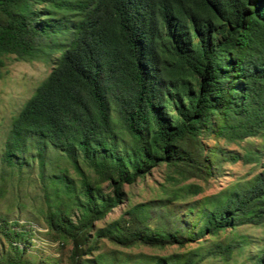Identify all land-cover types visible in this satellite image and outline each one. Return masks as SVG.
Instances as JSON below:
<instances>
[{"label":"trees","instance_id":"obj_1","mask_svg":"<svg viewBox=\"0 0 264 264\" xmlns=\"http://www.w3.org/2000/svg\"><path fill=\"white\" fill-rule=\"evenodd\" d=\"M3 55L53 64L12 117L2 159L17 171L33 158L41 167L49 146L70 162L77 188L65 168L44 184L54 188V202L45 197L47 232L71 242L69 264H112L101 253L87 257L96 247L89 239L127 248L184 247L204 235L264 224L262 161L251 180L202 203L196 234L150 228L139 203L89 235L123 201L127 185L160 162L179 175H168L173 185L206 180L216 152L203 153V134L226 143L264 138V0H0V77ZM230 159L260 162L251 150ZM201 191L191 182L168 195L178 200ZM62 192L65 201L56 199ZM0 234L8 245L0 264H50L24 257L34 234L29 222L2 216ZM245 244V238L219 240L205 251L157 256L150 264L231 260ZM252 260L264 264V244Z\"/></svg>","mask_w":264,"mask_h":264},{"label":"rangeland","instance_id":"obj_2","mask_svg":"<svg viewBox=\"0 0 264 264\" xmlns=\"http://www.w3.org/2000/svg\"><path fill=\"white\" fill-rule=\"evenodd\" d=\"M2 58L5 64L0 77V217L3 216L10 222L17 220L20 223L29 222L33 225L34 234L31 235L32 241L28 245L25 258L34 261L43 259L50 264H69L71 242L61 243L54 240L47 232L44 221L45 197L49 195L54 202L50 196L54 188L49 186L46 188L44 184H49L53 174L65 168L64 173H67V177L72 179L74 187L77 188L79 177L70 162L65 161L61 152L49 146L45 151L46 163L41 167L37 158H33L17 171L2 159L5 136L12 117L47 76L53 64L42 59L22 60L14 55H3ZM201 139L204 146L203 153H206L208 148L216 152L215 157L211 158L213 173L207 176L206 180L191 177L173 185L167 178L168 175L175 178L179 175L175 171L171 172L170 168L160 162L141 180L131 186L127 185L128 194L124 195L123 201L113 207L103 219L95 222L89 235L92 236L98 229L113 224L120 216L125 217L126 210L139 203L146 207L145 222L150 228L159 226L170 231L178 228L187 229L192 234H196L202 224L201 211L204 208L202 203L234 183L251 180L261 170V162L264 161V138L260 136L249 137L237 143H226L213 134H203ZM245 150L259 154L260 162L245 163L240 159L235 161L230 159L231 153L242 155ZM81 164L91 178L96 176L92 169L84 163ZM191 182L202 185L199 194L188 195L178 200L169 199L170 191ZM106 185V182H102L100 187L106 191ZM56 199L65 201V193H58ZM72 219L74 220V215ZM243 238L246 240L245 246L240 252L235 249L231 260H224L220 256H208L197 264H252V257L264 244V224H246L233 230L227 229L219 235H204L184 247L170 245L157 248L138 244L127 248L115 245L107 239H89L88 245L94 244L96 247L87 257L93 258L101 253L112 264H150L157 256L191 253L194 249L198 250L195 253H199L209 249L216 241L226 242L231 239L239 241ZM7 247V241L0 234V251Z\"/></svg>","mask_w":264,"mask_h":264}]
</instances>
